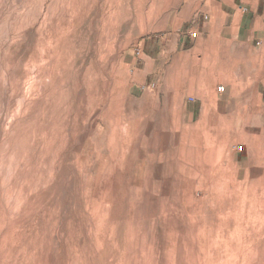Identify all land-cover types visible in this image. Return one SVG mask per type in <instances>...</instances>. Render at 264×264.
<instances>
[{
  "label": "rangeland",
  "instance_id": "1",
  "mask_svg": "<svg viewBox=\"0 0 264 264\" xmlns=\"http://www.w3.org/2000/svg\"><path fill=\"white\" fill-rule=\"evenodd\" d=\"M202 1L0 0V264H264V110L183 117V53L141 83Z\"/></svg>",
  "mask_w": 264,
  "mask_h": 264
},
{
  "label": "crops",
  "instance_id": "2",
  "mask_svg": "<svg viewBox=\"0 0 264 264\" xmlns=\"http://www.w3.org/2000/svg\"><path fill=\"white\" fill-rule=\"evenodd\" d=\"M191 23L195 39L189 31L174 34L168 47L145 51L141 83L166 92L165 57L183 53L189 68V83L177 94L183 117L192 122L257 116L264 110V0H203ZM245 153L246 148L235 153V166Z\"/></svg>",
  "mask_w": 264,
  "mask_h": 264
},
{
  "label": "built area",
  "instance_id": "3",
  "mask_svg": "<svg viewBox=\"0 0 264 264\" xmlns=\"http://www.w3.org/2000/svg\"><path fill=\"white\" fill-rule=\"evenodd\" d=\"M187 35H188V37L191 38V39H195V38L197 37V33H196V32H188ZM137 54H138V53H137ZM218 91L222 92V91H223V87H222V86H219V87H218ZM242 149H243L242 146H238V147H236V150H237L238 152H241Z\"/></svg>",
  "mask_w": 264,
  "mask_h": 264
}]
</instances>
